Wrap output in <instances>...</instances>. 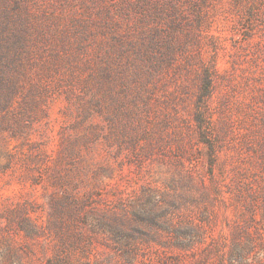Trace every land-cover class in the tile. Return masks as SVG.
<instances>
[{
    "label": "rangeland",
    "instance_id": "374dc122",
    "mask_svg": "<svg viewBox=\"0 0 264 264\" xmlns=\"http://www.w3.org/2000/svg\"><path fill=\"white\" fill-rule=\"evenodd\" d=\"M205 10L210 35L202 39V58H214L222 75L212 102L222 108L226 101L225 113L232 119L213 165L183 108L193 105V92L183 102H170L178 111L163 103V88L172 89L176 80L173 64L152 79L162 103L138 101L133 117L122 119L123 132L116 121L110 127L94 113L83 127H89L87 138L77 141L71 153L61 151L60 133L73 138L78 130L71 118L61 119L65 101L57 99L49 104L48 115L27 130L33 147L0 133V163L8 161L0 168V264H264V225L251 220L247 201L239 196L231 156L232 144L249 127L253 109L261 106L252 96L254 86L264 84V34L257 30L250 40L258 57L243 47L230 0H210ZM61 11L66 23L97 17L95 7ZM115 18L132 32L133 21ZM97 37L103 35L90 36L88 55L97 48ZM193 54L186 62H195ZM179 61L184 54L176 52L173 63ZM179 69L184 78L190 67ZM181 139L184 150L178 151ZM30 151L34 160L20 162ZM65 192L90 196L80 214L67 207ZM254 212L260 216L255 205Z\"/></svg>",
    "mask_w": 264,
    "mask_h": 264
},
{
    "label": "trees",
    "instance_id": "16d2710c",
    "mask_svg": "<svg viewBox=\"0 0 264 264\" xmlns=\"http://www.w3.org/2000/svg\"><path fill=\"white\" fill-rule=\"evenodd\" d=\"M89 1L0 0V133L19 138L28 149L33 147L34 142L27 137L30 125L48 115L51 102L62 99L65 103L59 109L60 117L71 118L70 125L78 131L73 138L61 132L59 147L71 153L77 141L87 138L89 127H83L94 113L103 115L110 127L114 128L116 121L123 132L138 101L150 106L149 99L162 103L156 98L158 84L152 79L162 67L173 64L176 80L172 89L163 88L167 94L163 103L178 111L170 102L177 98L183 102L193 92V105L183 108L191 115L197 141L206 146L213 165L224 136L231 133L232 119L225 113L226 101L222 108L212 102L217 79L222 76L217 63L212 57L206 62L202 58V39L210 35L205 29V8L210 0ZM79 6L95 7L97 17L61 21V9L72 13ZM230 10L242 29L243 47H250L259 57V49H251L254 43L250 40L257 30L264 34V0H230ZM116 15L134 22L132 32L131 27L124 29L116 21ZM97 32L103 37L94 39L97 48L91 56L87 44ZM176 52L184 54L183 62L173 63ZM190 54L195 62H186ZM187 66L190 69L181 78L179 67ZM191 74L193 79H187ZM191 81L195 89L190 87ZM253 89L257 92L252 98L261 106L253 109L249 127L240 134L238 143L232 144V179L239 196L247 201L251 220L264 225V84ZM214 112H219V117L215 118ZM176 142V149L184 150L183 139ZM34 157L30 151L19 161L28 163ZM7 162L0 163V168ZM64 197L73 213L83 210L90 199L88 194L80 197L68 192ZM254 205L259 208V217H255Z\"/></svg>",
    "mask_w": 264,
    "mask_h": 264
}]
</instances>
